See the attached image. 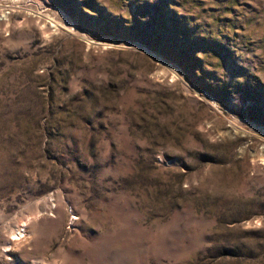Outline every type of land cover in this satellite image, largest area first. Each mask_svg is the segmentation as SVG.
<instances>
[{
	"label": "rangeland",
	"instance_id": "rangeland-1",
	"mask_svg": "<svg viewBox=\"0 0 264 264\" xmlns=\"http://www.w3.org/2000/svg\"><path fill=\"white\" fill-rule=\"evenodd\" d=\"M0 264H264V0H0Z\"/></svg>",
	"mask_w": 264,
	"mask_h": 264
}]
</instances>
